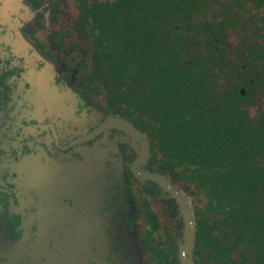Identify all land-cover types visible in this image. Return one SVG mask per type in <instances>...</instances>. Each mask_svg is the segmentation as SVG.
Masks as SVG:
<instances>
[{"label": "trees", "instance_id": "trees-1", "mask_svg": "<svg viewBox=\"0 0 264 264\" xmlns=\"http://www.w3.org/2000/svg\"><path fill=\"white\" fill-rule=\"evenodd\" d=\"M75 1L74 33L83 39L74 46L78 91L105 102L109 113L139 116L149 163L190 196L192 184L206 198L192 210V260L264 264V110L251 118L244 106L264 94V18L250 46L236 51L241 79L220 97L218 69H232L222 47L231 23L212 21L208 11L222 1Z\"/></svg>", "mask_w": 264, "mask_h": 264}, {"label": "flooded vegetation", "instance_id": "flooded-vegetation-1", "mask_svg": "<svg viewBox=\"0 0 264 264\" xmlns=\"http://www.w3.org/2000/svg\"><path fill=\"white\" fill-rule=\"evenodd\" d=\"M28 1L40 15L24 24V37L40 42V18L56 22L54 38L65 33L55 0ZM71 19L68 36L75 37L76 17ZM6 32L16 34L9 23L0 26V264H165L157 243L172 233L181 239L172 249L181 264L185 221L179 202L158 183L136 177L132 166L140 142L123 129L108 127L114 116L140 132L139 116L129 121L104 107L101 117L94 113L95 101L78 91L75 65L53 76V85L60 90L69 85L76 100L72 115L56 114L55 105L47 106L49 98L34 91V75L27 71L38 68L37 58L29 50L15 54L2 42ZM54 44L56 54L75 57L76 43L68 51L61 41ZM36 104L41 113L29 112ZM143 135L150 155L142 169L162 175L149 163L150 142Z\"/></svg>", "mask_w": 264, "mask_h": 264}, {"label": "rangeland", "instance_id": "rangeland-1", "mask_svg": "<svg viewBox=\"0 0 264 264\" xmlns=\"http://www.w3.org/2000/svg\"><path fill=\"white\" fill-rule=\"evenodd\" d=\"M54 3L58 8L56 17H58L60 21L64 22V24H62V28H64L63 31L65 33H63L61 37L56 35L57 39L54 38L51 32L58 30V25L54 24L56 22L49 24L47 20L45 21L40 18L39 21L42 23V27L37 36L40 42H36L33 39L31 40L24 37L22 29L24 28V24L36 21L37 16L40 15L39 11L36 10L28 0H0V24L6 25L9 23V25H11L16 32V34L13 33V35H11L12 37L9 35L11 33L10 31H8L10 33L6 32L5 36L2 35V42L9 43L15 54H21V52H26L28 50L34 54L39 62L38 68L34 66H30L29 69L27 68L29 75H34V81H36L35 83L37 84L34 91L39 96L45 95L49 98L47 106H49L48 104H50V106L55 105L56 114L60 115V113H69V115H72V112L74 111L73 107L76 103L74 92L70 90V87H68L69 85H64L60 90L58 87L54 86L52 82L53 76L56 73H60L61 75L64 74L62 67L74 65L71 60L74 55L70 52H67L66 54H56L51 48H54L55 41H61L63 48H66L68 51L70 43H80L83 42V39L80 36H68V32L71 31V28L73 27V20L71 18H75L77 13L76 1L55 0ZM240 5L241 8L238 7L235 0H222V2L218 4H211L208 11L209 19H211L212 15H214L213 19H211L212 21L231 23L226 30L225 40L222 43V47L225 48L227 54L226 60L232 69L227 72L222 69H218L219 78L217 82L219 85L220 97L227 95L229 90H231V85L241 79L235 71L240 63V60L236 56V51L242 50L246 46H250V40L253 41L254 38L253 29L256 25L255 23L260 26L261 23L259 22L262 18H264V0H262V3L260 4L246 2L240 3ZM225 8H229L230 10L227 15H223ZM53 56H55V58ZM39 96L36 95L34 98H38ZM95 103L96 105H94L92 110L94 113H100L101 117L105 114L104 110L101 109L102 106L105 105V102L100 100V102L98 101ZM36 106L37 104L31 105L29 112H35L37 114H39V112L41 113V110L39 111L40 106ZM244 106L248 110L250 117L256 118L259 115V112L264 110V94L259 91L258 93H254L246 100ZM17 107L20 106L18 105ZM16 111L17 109L14 110V112ZM111 139H114L113 135L112 137L110 136V140ZM109 145L110 150L115 151V147L112 146L111 148V144ZM113 145L115 144L113 143ZM245 179L246 178H240L236 181L241 182ZM177 186L186 194L191 211L195 206L202 209L205 207L206 198L204 194L202 192L198 194V191L195 190L192 184L188 185L191 191L194 192L191 196L186 193V185L183 182L177 184ZM257 192L255 193V196L257 195ZM171 235L172 236L168 238L159 237L157 247L162 251L163 257L166 259L165 264H179L176 260H174L176 256L172 252V249L176 248L177 244L181 243V239L176 240V234L174 233ZM200 260L201 257L198 258V261Z\"/></svg>", "mask_w": 264, "mask_h": 264}, {"label": "water", "instance_id": "water-1", "mask_svg": "<svg viewBox=\"0 0 264 264\" xmlns=\"http://www.w3.org/2000/svg\"><path fill=\"white\" fill-rule=\"evenodd\" d=\"M108 127H116L123 129L129 132L132 136H134L141 144V149L138 152V157L133 163L132 171L136 175V177L140 179H150L160 186L165 188L172 197H174L180 204L181 213L184 217L185 221V232H184V243L180 247V262L181 264H197L192 260L191 254L194 248L195 241V226L192 219V214L189 206L188 199L180 193L174 186L170 184V182L162 175L158 173H147L144 172L142 166L147 162L150 152H149V144L146 140L145 136L139 133L134 129L133 125L130 124L123 118H118L114 116H109L108 119Z\"/></svg>", "mask_w": 264, "mask_h": 264}]
</instances>
